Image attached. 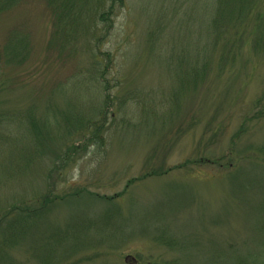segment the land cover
Masks as SVG:
<instances>
[{"label":"rangeland","instance_id":"374dc122","mask_svg":"<svg viewBox=\"0 0 264 264\" xmlns=\"http://www.w3.org/2000/svg\"><path fill=\"white\" fill-rule=\"evenodd\" d=\"M66 1L62 20L56 2L0 0V207L51 208L19 242L0 233V264H264L253 20L217 42L215 67L166 68L153 54L188 50L193 16L219 0ZM109 56L111 106L57 137L101 103L92 61ZM35 145L44 157L10 176Z\"/></svg>","mask_w":264,"mask_h":264},{"label":"trees","instance_id":"16d2710c","mask_svg":"<svg viewBox=\"0 0 264 264\" xmlns=\"http://www.w3.org/2000/svg\"><path fill=\"white\" fill-rule=\"evenodd\" d=\"M49 1L56 2L58 5H61L64 12L62 14V20L70 19L72 15H74L72 14V9L74 7L73 3L71 6L70 4L66 6L67 1L65 3L62 2V0ZM72 1L75 3L76 0ZM215 3L217 4H214L213 6L210 4L204 8L202 5L200 6V20H197L198 18L196 15L193 16V19H195L194 21H197L199 33H196L197 35L193 36L191 41L188 42V50L184 49L181 51V53L172 50L156 51V53L153 54V58L159 59L162 65H166V68H213L218 65L214 57L215 51L217 50V42L222 38L227 39L228 37H231L234 32L238 33V28H241L239 22H241L243 18L246 17V20H253L254 22L253 32H255V34L253 38L255 40L253 47L258 49L264 45V10H256V0H219ZM204 9L208 11V14L204 16L206 18L202 17V13L205 12ZM253 11L255 14H253ZM75 16L78 17L79 20L82 19L81 14ZM78 24L79 23L75 25V28ZM161 28L158 27L155 31L153 29L150 30L149 35H154L153 40H157V36L161 34L159 31ZM150 43L153 44L154 41ZM164 44L169 46L168 42H165ZM112 59L113 57L111 58L109 56V63L107 65H105L104 61L101 59H96V62L92 61L93 67H96V75L93 80L99 84L98 88L101 89V103L95 105L92 104L90 107H87L89 110L86 114H79L77 116H74L72 113L67 114V123H62L64 127L72 123V126L81 128L82 125L86 123V121L92 119L89 118L94 114L100 113L102 116H104L103 114L107 112L108 106H111L109 101L112 99V95L109 91V82H104L106 80L104 77L106 73L104 70L101 71L100 68H110ZM191 71L192 69L189 72ZM198 72H200V70ZM101 125L102 122L99 124V128ZM41 127L42 126H40L38 123H35L34 128H30L31 136L35 137V134L37 135V132L42 130ZM65 130L66 132L69 131L68 126L65 129L60 127L57 133L56 131L54 133H56L57 137H59L63 134V132H65ZM46 133L47 136H54V134H50L51 131H46ZM26 155L30 156L27 162L25 164L18 163L17 168L13 169L14 172L10 176H14L16 172L21 170V168L29 169V166H31L35 161L44 157V152L43 149L36 148L35 145L32 148L31 153ZM2 182H0V187L3 184ZM46 202L48 201H44L42 204L40 202L36 206L34 205L33 209L29 210L30 212L28 211V208L22 204L10 206L9 203L5 204L2 202V206L0 207V233L3 234V241L10 244L19 242L22 236L24 237L29 233L27 232L28 228L26 227L29 224L35 225L36 221H40L42 224H47V213L51 210V208L49 207V204L45 205ZM27 218L32 220V222L26 225L23 221H25Z\"/></svg>","mask_w":264,"mask_h":264}]
</instances>
